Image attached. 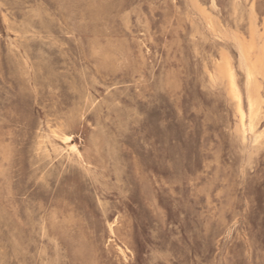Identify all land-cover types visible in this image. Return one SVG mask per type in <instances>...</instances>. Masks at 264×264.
<instances>
[{"label":"rangeland","instance_id":"rangeland-1","mask_svg":"<svg viewBox=\"0 0 264 264\" xmlns=\"http://www.w3.org/2000/svg\"><path fill=\"white\" fill-rule=\"evenodd\" d=\"M0 264H264V0H0Z\"/></svg>","mask_w":264,"mask_h":264},{"label":"bare ground","instance_id":"bare-ground-1","mask_svg":"<svg viewBox=\"0 0 264 264\" xmlns=\"http://www.w3.org/2000/svg\"><path fill=\"white\" fill-rule=\"evenodd\" d=\"M233 11H235V10H233ZM219 68H221V67H219ZM223 69H224V67H223ZM254 71H255V69H254V65L253 64L246 69V75H247L246 76V78H247V80H246L247 81L246 82L247 98L246 99H247L248 109H249V115H248L249 116V119H248L249 120V124L248 125H249L250 128L253 127V123H252L253 114L258 111V110L256 111V105H257L258 101H257V98L254 96V93H253L254 89L256 88V84H255L256 79L254 78ZM223 72L227 76L230 92H231L232 96L234 97V99H236V102H237L236 105H238V111H239V113L241 115L242 124H244L243 123L244 110H243V107L241 105L242 98H241V94L239 92V89L237 88L234 70L232 69V66L228 63V64H226L225 69L223 70Z\"/></svg>","mask_w":264,"mask_h":264}]
</instances>
